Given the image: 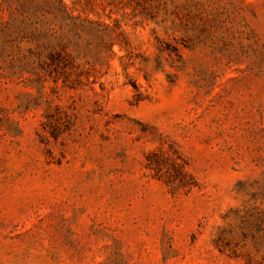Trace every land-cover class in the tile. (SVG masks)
Listing matches in <instances>:
<instances>
[{
    "label": "rangeland",
    "instance_id": "rangeland-1",
    "mask_svg": "<svg viewBox=\"0 0 264 264\" xmlns=\"http://www.w3.org/2000/svg\"><path fill=\"white\" fill-rule=\"evenodd\" d=\"M0 264H264V0H0Z\"/></svg>",
    "mask_w": 264,
    "mask_h": 264
},
{
    "label": "trees",
    "instance_id": "trees-1",
    "mask_svg": "<svg viewBox=\"0 0 264 264\" xmlns=\"http://www.w3.org/2000/svg\"><path fill=\"white\" fill-rule=\"evenodd\" d=\"M60 2H61V0H60ZM34 15V14H33ZM38 22L40 23V21L38 20Z\"/></svg>",
    "mask_w": 264,
    "mask_h": 264
}]
</instances>
